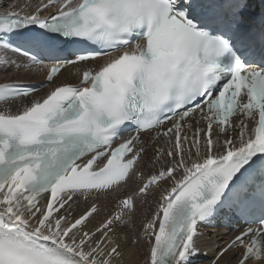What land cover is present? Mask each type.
<instances>
[{"label": "snow or ice", "instance_id": "6c2138e0", "mask_svg": "<svg viewBox=\"0 0 264 264\" xmlns=\"http://www.w3.org/2000/svg\"><path fill=\"white\" fill-rule=\"evenodd\" d=\"M251 7L27 0L0 14V72L48 85L0 82V264H123L117 229L150 196L142 264L207 258L200 227L225 217L245 226L209 264H264V9ZM67 66L77 82H54ZM101 195L113 210L89 227Z\"/></svg>", "mask_w": 264, "mask_h": 264}, {"label": "bare ground", "instance_id": "6f19581e", "mask_svg": "<svg viewBox=\"0 0 264 264\" xmlns=\"http://www.w3.org/2000/svg\"><path fill=\"white\" fill-rule=\"evenodd\" d=\"M26 2L27 0H22V1L14 0L11 2L3 1L2 4H0V10L6 12L9 10L10 5H16L17 7H19V6H23ZM32 2L35 3V0H32ZM18 76L22 78L23 82H32V81L44 79V77H41V74L39 72L25 73L24 70H20L17 73L9 69L7 76L4 73L0 72V82H4L5 79H16ZM62 79H64V77H61L60 81H63ZM92 199H95V202L98 203L100 207V212L96 217L93 218V220L89 224V227H92L93 225L97 224L100 220L104 218L105 215L110 213L113 210V204H114V200L111 195L107 197H103V196L93 197ZM92 199L88 201L89 204L92 202ZM85 207H87V204L84 201H82V198L79 199L77 204L73 206L74 208L73 214L78 215L80 212H82L85 209ZM154 207H155L154 198L150 196L148 198V201L144 205L138 206L136 208L135 213L132 215L131 223L128 224L127 226H123L117 229L118 233H120L121 235L127 233L129 237L127 243L124 244L123 247V251H124L123 264H142L146 245L142 241L134 245L132 243V240L137 238V236L139 235L140 225L142 224L145 217L151 213ZM207 247L210 249V255L212 256L214 251L213 248L214 243L208 244ZM202 264H209V260H206Z\"/></svg>", "mask_w": 264, "mask_h": 264}]
</instances>
